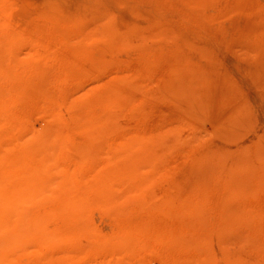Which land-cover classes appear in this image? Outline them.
<instances>
[{
  "label": "rangeland",
  "instance_id": "374dc122",
  "mask_svg": "<svg viewBox=\"0 0 264 264\" xmlns=\"http://www.w3.org/2000/svg\"><path fill=\"white\" fill-rule=\"evenodd\" d=\"M27 185L0 264H264V0H0Z\"/></svg>",
  "mask_w": 264,
  "mask_h": 264
},
{
  "label": "bare ground",
  "instance_id": "6f19581e",
  "mask_svg": "<svg viewBox=\"0 0 264 264\" xmlns=\"http://www.w3.org/2000/svg\"><path fill=\"white\" fill-rule=\"evenodd\" d=\"M24 170V169H23ZM43 183L44 182H42L40 185H39V191H41V189H42V187H43ZM32 187H33V185H32ZM25 191L27 192V193H24V194H10V195H8L7 196V194L4 196V198H1L0 197V202H2L4 205H5V207H6V210H7V212L8 211H13L14 210V207H15V204L18 202V204H19V207L21 206V207H23V204H25L26 205V203L29 201L28 199H30V196H31V194L32 193H30L31 192V190H30V188H29V185H27L26 186V188H25ZM3 196V195H2ZM15 196H17V201L15 202L14 200V197ZM70 200H73L74 199V197L73 196H70V198H69ZM82 201V200H81ZM15 202V203H14ZM67 204H69L68 202H66V207H67ZM74 204V200H73V202H71L70 203V205H72V206H74L73 205ZM83 204V202L81 203V205ZM64 205V204H63ZM78 205L76 204L75 205V208L76 209H78V207H77ZM65 207V208H66ZM2 208H4V206L3 207H1V209ZM69 208V207H68ZM74 208V207H73ZM72 208V209H73ZM75 208H74V210H75ZM21 209V208H20ZM19 210V209H18ZM81 211V210H80ZM15 212V211H14ZM69 212V211H68ZM70 212H72V211H70ZM75 213H76V211H75ZM5 214H7L6 212H5ZM8 214H9V212H8ZM16 214V213H15ZM15 214H11L12 215V217L14 218V216L13 215H15ZM4 215V214H3ZM76 215V214H75ZM80 215V214H79ZM78 215V216H79ZM7 215H5V217H6ZM3 217V216H2ZM12 218V219H13ZM2 219V218H1ZM10 219V218H9ZM9 219H8V221H9ZM6 220V218H4V221ZM7 221V220H6ZM11 222H14V219L11 221ZM16 222V221H15ZM2 223H4V225H5V227H6V225H8V223L7 224H5V222H2ZM1 223V224H2ZM17 223V222H16ZM0 224V225H1ZM4 225H3V227H4ZM10 226V225H9ZM8 226V227H9ZM0 228H1V226H0ZM10 228H12V225H11V227ZM8 229V228H7ZM2 230V229H1ZM3 232H4V229H3ZM54 256V255H53ZM47 262V261H46Z\"/></svg>",
  "mask_w": 264,
  "mask_h": 264
}]
</instances>
